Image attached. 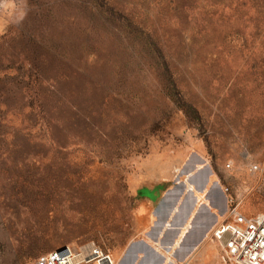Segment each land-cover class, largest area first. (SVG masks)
Here are the masks:
<instances>
[{
  "label": "rangeland",
  "instance_id": "374dc122",
  "mask_svg": "<svg viewBox=\"0 0 264 264\" xmlns=\"http://www.w3.org/2000/svg\"><path fill=\"white\" fill-rule=\"evenodd\" d=\"M154 185L212 214L181 264H232L212 229L264 212V0H0V264L121 263Z\"/></svg>",
  "mask_w": 264,
  "mask_h": 264
},
{
  "label": "crops",
  "instance_id": "0c3cea01",
  "mask_svg": "<svg viewBox=\"0 0 264 264\" xmlns=\"http://www.w3.org/2000/svg\"><path fill=\"white\" fill-rule=\"evenodd\" d=\"M150 188L155 190V198H147L148 204H146L147 214L141 213L142 217H147V225L142 229V234L144 238L134 242V249L131 250V254L126 256L125 260L119 264H145L147 263V257H151L152 263L157 264H181L185 262V254L192 252L196 247L204 242L205 232L208 223L206 219H201L202 214H208L211 217V212L209 208H201L197 213L198 218H195V213L191 211H186L183 215L176 221H172L171 217L173 215V209L175 203H171L170 195L163 194L159 199V190L162 188L160 185H154ZM157 199V200H156ZM218 202V201H217ZM220 202V200H219ZM153 206V207H152ZM223 220V218H222ZM221 220V221H222ZM169 221L170 224H166ZM183 246L186 252L178 248V242L182 237ZM216 246V243H211L210 245L203 244L201 246L199 253L201 254V260H204L208 248ZM167 250L168 253L165 255L163 250ZM165 250V251H166ZM161 253V254H160ZM161 255V256H160ZM187 256V255H186ZM188 258V257H186ZM189 259V258H188ZM193 259V258H192ZM156 260H160V263Z\"/></svg>",
  "mask_w": 264,
  "mask_h": 264
},
{
  "label": "built area",
  "instance_id": "2783aa9c",
  "mask_svg": "<svg viewBox=\"0 0 264 264\" xmlns=\"http://www.w3.org/2000/svg\"><path fill=\"white\" fill-rule=\"evenodd\" d=\"M232 264H264V212L246 216L236 206L211 231ZM117 264L94 241L78 249L61 245L37 256L34 264Z\"/></svg>",
  "mask_w": 264,
  "mask_h": 264
},
{
  "label": "trees",
  "instance_id": "16d2710c",
  "mask_svg": "<svg viewBox=\"0 0 264 264\" xmlns=\"http://www.w3.org/2000/svg\"><path fill=\"white\" fill-rule=\"evenodd\" d=\"M39 106L41 107V103L39 104ZM190 114L194 115L195 112H192V110H188Z\"/></svg>",
  "mask_w": 264,
  "mask_h": 264
}]
</instances>
